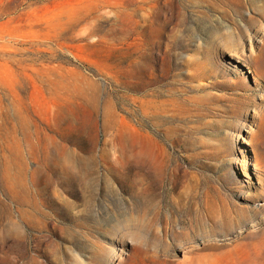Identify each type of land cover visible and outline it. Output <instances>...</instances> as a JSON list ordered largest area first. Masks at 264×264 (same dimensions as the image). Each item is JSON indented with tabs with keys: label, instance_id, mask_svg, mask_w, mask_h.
Listing matches in <instances>:
<instances>
[{
	"label": "rangeland",
	"instance_id": "rangeland-1",
	"mask_svg": "<svg viewBox=\"0 0 264 264\" xmlns=\"http://www.w3.org/2000/svg\"><path fill=\"white\" fill-rule=\"evenodd\" d=\"M0 264H264V0H0Z\"/></svg>",
	"mask_w": 264,
	"mask_h": 264
},
{
	"label": "bare ground",
	"instance_id": "bare-ground-1",
	"mask_svg": "<svg viewBox=\"0 0 264 264\" xmlns=\"http://www.w3.org/2000/svg\"><path fill=\"white\" fill-rule=\"evenodd\" d=\"M251 21H252V19H251ZM253 22V21H252ZM233 53V52H232ZM201 222V221H200Z\"/></svg>",
	"mask_w": 264,
	"mask_h": 264
}]
</instances>
